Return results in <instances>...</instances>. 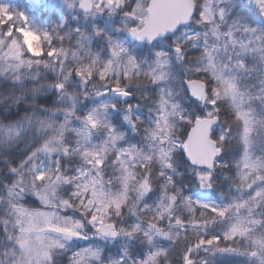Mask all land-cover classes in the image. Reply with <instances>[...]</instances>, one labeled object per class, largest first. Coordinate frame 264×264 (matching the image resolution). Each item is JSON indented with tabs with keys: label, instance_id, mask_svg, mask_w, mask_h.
<instances>
[{
	"label": "snow or ice",
	"instance_id": "6c2138e0",
	"mask_svg": "<svg viewBox=\"0 0 264 264\" xmlns=\"http://www.w3.org/2000/svg\"><path fill=\"white\" fill-rule=\"evenodd\" d=\"M0 264H264V0H0Z\"/></svg>",
	"mask_w": 264,
	"mask_h": 264
}]
</instances>
